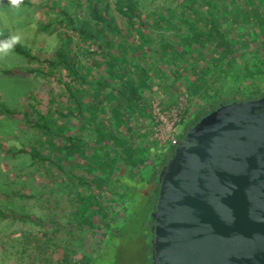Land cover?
<instances>
[{"label":"trees","instance_id":"obj_1","mask_svg":"<svg viewBox=\"0 0 264 264\" xmlns=\"http://www.w3.org/2000/svg\"><path fill=\"white\" fill-rule=\"evenodd\" d=\"M62 1L47 0L44 5L61 11L56 22L67 21L70 29L87 43L86 49L73 59L61 47L54 58L48 59L34 56L17 43L14 47L17 54L42 64L3 72L45 74L48 67L47 73L60 77L66 96L65 106L56 108V112H64L61 115L70 120L49 124L40 113L38 118L30 117L37 112L32 105L29 109L15 110L0 102V114L23 120L50 140L48 156L31 145L16 148V153H29L32 158L47 161L55 174L64 165L51 158L55 160L65 154V164H70L66 173H71L73 159L81 153L87 158L92 154L87 146L81 149L82 136L86 137V143L96 144L93 150L95 161H99L96 168L100 170V178L106 168L114 182L126 174L134 178L141 170L151 174L148 180L153 210L159 191L155 176L175 147L172 141L161 144L152 138L156 125L153 101L167 110L176 105L178 96L186 95L189 103L195 100L199 107L203 102L209 103L210 107H205L209 114L220 104L257 98L264 89V0H180L177 5L184 9L180 16L184 27L169 35L166 30L177 17L171 6H158L144 14L141 0H65L64 4ZM81 3L86 5V14L75 16L73 7ZM23 5L40 8L42 4L24 0ZM60 66L78 81V86L59 74ZM142 119L148 123L140 124ZM48 139L43 143H48ZM90 168L93 167L87 162L86 173H91ZM83 174L76 175L79 186L94 189L95 178ZM0 216L40 223L30 214L0 211ZM150 223H153L151 216Z\"/></svg>","mask_w":264,"mask_h":264},{"label":"rangeland","instance_id":"obj_2","mask_svg":"<svg viewBox=\"0 0 264 264\" xmlns=\"http://www.w3.org/2000/svg\"><path fill=\"white\" fill-rule=\"evenodd\" d=\"M30 1L42 5L40 8L22 5L17 10L9 6L7 0H0V40L18 36L19 43L38 58L52 59L61 47L69 51L73 59L80 56L87 43L80 40L67 21L61 24L56 22L61 18V11L47 8L44 5L47 0ZM141 1L144 14L158 6L174 8L177 17L169 26L171 30H166L168 35L176 28L184 27L180 17L184 9L177 5L180 0ZM65 2L63 0L61 3ZM86 11L85 3L73 7L75 16H83ZM41 64L36 60L29 61L14 50L10 55L0 58V102L15 110L29 109L32 105L37 112L30 117L38 118L40 113L47 117L49 124H55L56 120L66 122L70 117L62 116L64 112H56V108L63 109L65 106L64 87L59 76L57 78L47 73L48 67L45 74L27 71L24 74L7 75L3 72L14 67ZM59 68L58 72L65 80L78 86L73 76H68L61 66ZM260 96H264V89L255 97ZM188 103L186 95H180L175 106L162 110L158 107V101L154 100L152 114L156 125L152 138L161 144L176 141L195 119L208 114V108L205 107H210L209 103L201 104L200 107L205 108V111L197 106L195 100ZM85 115L88 116L87 113ZM163 121L169 125L174 122L172 131H156ZM142 123H148V120L142 119ZM76 129L81 132L77 126ZM44 139H48L46 134L38 128L21 119L0 114V147L8 151L0 150V211L34 215L40 222L0 216V262L153 264L150 223L153 196L148 180L151 174L141 170L134 178L126 174L119 182H114L106 168L102 173L103 178H100V170L96 168L99 161H95L93 150L96 144L94 141L87 144L83 136L81 149L87 146L93 152L90 151L92 154L88 158L82 157L81 153L73 159V174L66 173L67 165L70 164H65V154L55 160L51 158L53 162L64 165L61 172L55 174L51 172L47 161L32 158L29 153H16V148L31 145L35 151L48 156L50 140L44 144ZM87 162L93 167L90 168V174L84 169ZM83 173L95 178L94 189L79 186L77 177L80 174L83 176ZM139 178H143V181Z\"/></svg>","mask_w":264,"mask_h":264},{"label":"water","instance_id":"obj_3","mask_svg":"<svg viewBox=\"0 0 264 264\" xmlns=\"http://www.w3.org/2000/svg\"><path fill=\"white\" fill-rule=\"evenodd\" d=\"M174 144L150 215L153 264H264V96L220 104Z\"/></svg>","mask_w":264,"mask_h":264},{"label":"clouds","instance_id":"obj_4","mask_svg":"<svg viewBox=\"0 0 264 264\" xmlns=\"http://www.w3.org/2000/svg\"><path fill=\"white\" fill-rule=\"evenodd\" d=\"M7 2L9 6L18 10L23 5L24 0H7ZM17 43H19L18 36H11L0 40V58L10 55Z\"/></svg>","mask_w":264,"mask_h":264},{"label":"built area","instance_id":"obj_5","mask_svg":"<svg viewBox=\"0 0 264 264\" xmlns=\"http://www.w3.org/2000/svg\"><path fill=\"white\" fill-rule=\"evenodd\" d=\"M173 126H174V122L169 125V124L165 123V121H163L162 124L159 125V128L156 129V131H158V132L159 131H172ZM172 142L175 143L174 140Z\"/></svg>","mask_w":264,"mask_h":264}]
</instances>
